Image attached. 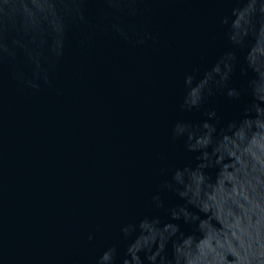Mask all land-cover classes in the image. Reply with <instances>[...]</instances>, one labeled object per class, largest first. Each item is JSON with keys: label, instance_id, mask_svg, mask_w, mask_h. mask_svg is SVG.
Instances as JSON below:
<instances>
[{"label": "water", "instance_id": "1", "mask_svg": "<svg viewBox=\"0 0 264 264\" xmlns=\"http://www.w3.org/2000/svg\"><path fill=\"white\" fill-rule=\"evenodd\" d=\"M234 2L141 0L123 24L152 39L134 47L91 27L101 9L89 0L90 26L70 27L50 85L33 93L0 65V264H95L121 243L123 224L163 215L150 208L151 195L166 170L193 157L169 140V128L203 118L204 109L179 110L184 76L229 48L219 18ZM250 76L237 67L230 85L244 89ZM248 100L216 93L204 108L223 124ZM162 198L168 207L183 203L171 192Z\"/></svg>", "mask_w": 264, "mask_h": 264}, {"label": "clouds", "instance_id": "2", "mask_svg": "<svg viewBox=\"0 0 264 264\" xmlns=\"http://www.w3.org/2000/svg\"><path fill=\"white\" fill-rule=\"evenodd\" d=\"M88 3L0 0V65L33 93L50 85L70 27L90 26ZM140 4L100 0L99 22L91 27L142 46L151 35L125 27L122 19L134 17ZM219 25L229 48L209 67H193L179 98L181 112L204 109L203 118L178 119L168 132L173 144L181 142L193 154L192 160L166 170L151 195L150 208L163 215L123 224L121 243L102 249L95 264H264V0H235ZM237 67L243 76L251 73L244 89L230 85ZM216 93L231 100L246 93L249 100L237 119L222 124L215 108H204ZM213 169L214 179L207 171ZM168 192L183 203L166 206L162 194ZM179 222L193 226L192 232L181 231Z\"/></svg>", "mask_w": 264, "mask_h": 264}]
</instances>
